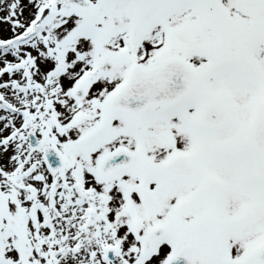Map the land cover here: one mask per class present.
I'll use <instances>...</instances> for the list:
<instances>
[{
    "label": "snow or ice",
    "instance_id": "6c2138e0",
    "mask_svg": "<svg viewBox=\"0 0 264 264\" xmlns=\"http://www.w3.org/2000/svg\"><path fill=\"white\" fill-rule=\"evenodd\" d=\"M0 264H264V0H0Z\"/></svg>",
    "mask_w": 264,
    "mask_h": 264
}]
</instances>
